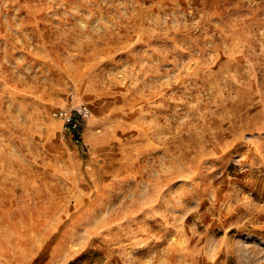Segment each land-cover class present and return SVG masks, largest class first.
Here are the masks:
<instances>
[{
  "label": "rangeland",
  "instance_id": "obj_1",
  "mask_svg": "<svg viewBox=\"0 0 264 264\" xmlns=\"http://www.w3.org/2000/svg\"><path fill=\"white\" fill-rule=\"evenodd\" d=\"M0 264H264V0H0Z\"/></svg>",
  "mask_w": 264,
  "mask_h": 264
},
{
  "label": "built area",
  "instance_id": "obj_2",
  "mask_svg": "<svg viewBox=\"0 0 264 264\" xmlns=\"http://www.w3.org/2000/svg\"><path fill=\"white\" fill-rule=\"evenodd\" d=\"M91 113V107L86 103L74 108L58 107L55 111L56 116L62 119L66 127L72 131L79 129L83 122L90 117Z\"/></svg>",
  "mask_w": 264,
  "mask_h": 264
}]
</instances>
